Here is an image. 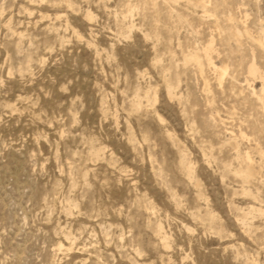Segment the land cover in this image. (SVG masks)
I'll use <instances>...</instances> for the list:
<instances>
[{
    "label": "rangeland",
    "instance_id": "1",
    "mask_svg": "<svg viewBox=\"0 0 264 264\" xmlns=\"http://www.w3.org/2000/svg\"><path fill=\"white\" fill-rule=\"evenodd\" d=\"M263 80L264 0H0V264H264Z\"/></svg>",
    "mask_w": 264,
    "mask_h": 264
},
{
    "label": "bare ground",
    "instance_id": "2",
    "mask_svg": "<svg viewBox=\"0 0 264 264\" xmlns=\"http://www.w3.org/2000/svg\"><path fill=\"white\" fill-rule=\"evenodd\" d=\"M211 45H210V47H208L207 49H206V54H207V56L209 57V53H210V50H211ZM204 51H205V49H204ZM204 54H205V52H204ZM209 59V58H208ZM209 61H210V59H209ZM217 68V67H216ZM260 69H258V67L256 66V64L254 63V64H252L251 66H250V74L251 75H254V76H257V75H259V74H261V72L259 71ZM262 76V75H261ZM264 81V80H263Z\"/></svg>",
    "mask_w": 264,
    "mask_h": 264
}]
</instances>
